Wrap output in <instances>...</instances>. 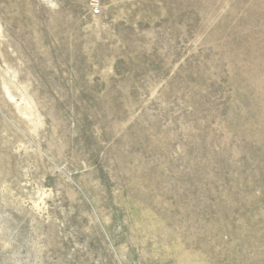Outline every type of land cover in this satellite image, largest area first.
Listing matches in <instances>:
<instances>
[{"label": "rangeland", "instance_id": "obj_1", "mask_svg": "<svg viewBox=\"0 0 264 264\" xmlns=\"http://www.w3.org/2000/svg\"><path fill=\"white\" fill-rule=\"evenodd\" d=\"M0 264H264V0H0Z\"/></svg>", "mask_w": 264, "mask_h": 264}, {"label": "built area", "instance_id": "obj_2", "mask_svg": "<svg viewBox=\"0 0 264 264\" xmlns=\"http://www.w3.org/2000/svg\"><path fill=\"white\" fill-rule=\"evenodd\" d=\"M93 13H94V14H98V10H97V8H94Z\"/></svg>", "mask_w": 264, "mask_h": 264}]
</instances>
